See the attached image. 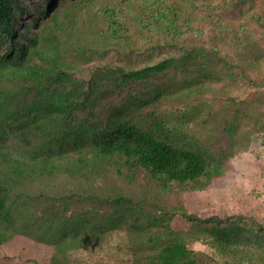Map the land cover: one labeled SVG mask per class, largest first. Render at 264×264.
I'll return each mask as SVG.
<instances>
[{
    "label": "rangeland",
    "instance_id": "obj_1",
    "mask_svg": "<svg viewBox=\"0 0 264 264\" xmlns=\"http://www.w3.org/2000/svg\"><path fill=\"white\" fill-rule=\"evenodd\" d=\"M225 1L228 6L216 16L226 29L211 23L212 10L198 11V6L192 11V25L202 35L187 34L179 50L141 49L131 55L115 53L100 41L92 46V13L79 21L69 42V62L84 81L108 64L141 68L170 55L178 57L183 49L203 52L197 61L207 77L192 67L179 68L154 80L168 86L138 83L115 89L104 76L97 106L79 115L97 132L126 121L175 146L203 150L216 160L221 175L202 191L176 185L163 189L142 170L27 179L6 196L16 234L0 246V264H156L152 255L169 240L170 231H196L180 211L264 222V0ZM32 3L26 0L25 6ZM138 15L136 10L133 16ZM31 17L21 15L22 23ZM80 43L94 50L76 56ZM155 88L163 91L157 99ZM7 142L18 152H39L40 142L32 136H12ZM0 225H6L2 218ZM187 246L197 264H224L199 242L187 241Z\"/></svg>",
    "mask_w": 264,
    "mask_h": 264
},
{
    "label": "trees",
    "instance_id": "obj_2",
    "mask_svg": "<svg viewBox=\"0 0 264 264\" xmlns=\"http://www.w3.org/2000/svg\"><path fill=\"white\" fill-rule=\"evenodd\" d=\"M25 1L0 0V218L6 222L0 225V246L16 234L6 196L27 179L142 170L163 189L176 185L202 191L221 175L216 160L203 150L175 146L126 121L97 132L87 117L79 115L97 106L104 76L111 78L115 89L138 83L168 86L154 80L179 68L192 67L191 71L207 77L201 60L197 61L203 52L183 49L178 57L170 55L141 68L108 64L84 81L69 62V42L79 30V21L92 13L96 33L92 46L100 41L115 53L131 55L141 49L179 50L187 34L202 35L192 25V11L198 6V11L212 10L211 23L226 29L216 12L226 8L227 1L66 0L59 4L58 0H32L30 8ZM136 10L139 15L134 17ZM27 14L32 17L24 24L21 15ZM93 50L81 44L76 56ZM162 94L155 88L153 98ZM12 136H32L40 142L39 152L15 151L7 142ZM179 215L196 231L169 230V240L152 255L156 264H197L187 241L211 248L224 264H264L263 221L242 215L201 217L182 211Z\"/></svg>",
    "mask_w": 264,
    "mask_h": 264
}]
</instances>
